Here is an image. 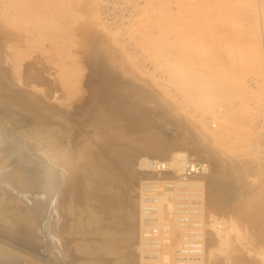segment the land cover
<instances>
[{
  "label": "rangeland",
  "instance_id": "1",
  "mask_svg": "<svg viewBox=\"0 0 264 264\" xmlns=\"http://www.w3.org/2000/svg\"><path fill=\"white\" fill-rule=\"evenodd\" d=\"M0 64L15 88L65 115L87 101L93 66L106 81L115 78L126 102L156 107L153 128L200 146L220 194L222 210L206 213V264H264V0H0ZM20 125L9 131L21 136L33 126ZM91 128L71 123L70 137L59 130L56 137L73 157ZM28 147L21 164L40 177L43 154ZM145 171L122 190L137 223L142 181L171 180H146ZM40 184L5 191L14 222L0 221V241L15 248V264H66ZM14 213L34 215L37 225ZM165 219L172 224L169 213Z\"/></svg>",
  "mask_w": 264,
  "mask_h": 264
},
{
  "label": "bare ground",
  "instance_id": "2",
  "mask_svg": "<svg viewBox=\"0 0 264 264\" xmlns=\"http://www.w3.org/2000/svg\"><path fill=\"white\" fill-rule=\"evenodd\" d=\"M110 62L120 66L114 58ZM8 76L0 64V112L8 128L17 124L22 128L20 124L26 122L33 126L21 132V136L9 131L11 140L0 141V163L9 161L12 176L5 178L12 190L19 182H25L27 187L41 182L49 195L45 209L52 221L54 247L66 264H132L130 259L133 264H179L183 258L185 264L207 263L206 213L222 209L220 194L216 193L213 181L209 182L211 166L200 146L190 145L185 138L181 141L163 138L153 128L156 107L126 102L115 91V78L106 81L95 66L86 80L88 99L76 106L70 116L15 88ZM71 123L90 128L94 125L88 137L81 138L73 157L56 137L60 135L57 130L68 132L70 137ZM30 144L43 154L40 177L21 164L28 163L26 159L22 162L21 154ZM198 160L207 165L197 169L193 163ZM16 161L18 166L13 165ZM142 167L146 180L159 177L171 180L162 186L157 180L142 181L139 198L142 194L147 202H142L144 197L140 199L137 223L135 212L124 202L122 190L135 181ZM161 168L167 170L162 172ZM234 168L238 170V166ZM186 177L194 180L185 183ZM153 184L158 186L151 188ZM192 188L196 194L189 190L185 193ZM8 199L5 191L0 190V221L4 225L14 222L7 221ZM168 213L172 224L165 219ZM15 218L30 227L37 225L34 215L16 213ZM159 227L164 229V235L158 233ZM7 246L0 241V264H15V248Z\"/></svg>",
  "mask_w": 264,
  "mask_h": 264
},
{
  "label": "water",
  "instance_id": "3",
  "mask_svg": "<svg viewBox=\"0 0 264 264\" xmlns=\"http://www.w3.org/2000/svg\"><path fill=\"white\" fill-rule=\"evenodd\" d=\"M11 140L7 120L0 112V141ZM12 168L9 165V161L0 163V190L15 193L11 187L7 184L6 178L11 179Z\"/></svg>",
  "mask_w": 264,
  "mask_h": 264
},
{
  "label": "built area",
  "instance_id": "4",
  "mask_svg": "<svg viewBox=\"0 0 264 264\" xmlns=\"http://www.w3.org/2000/svg\"><path fill=\"white\" fill-rule=\"evenodd\" d=\"M187 161H188V162H193V161H191V160H187ZM193 164H197V165L195 166L197 169H199V167H200L201 165H205V164H200V163H198L197 161H194ZM166 170H167V168H161L160 171L165 172ZM196 172H197V171H196ZM183 180H184L185 183H188V182L193 181L194 179H193V178H192V179H188V178L186 177V178H183ZM150 186H151V188H152V187H156V186H154V185H150ZM145 219H146V218H145ZM145 235H146V236H149L150 233H146ZM179 261H180L179 264H185L184 258H183V259H180Z\"/></svg>",
  "mask_w": 264,
  "mask_h": 264
}]
</instances>
